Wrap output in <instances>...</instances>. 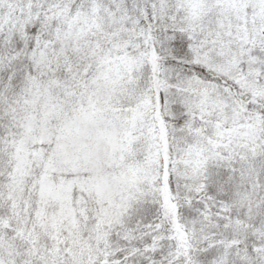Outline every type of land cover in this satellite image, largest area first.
Masks as SVG:
<instances>
[{
  "label": "snow or ice",
  "instance_id": "1",
  "mask_svg": "<svg viewBox=\"0 0 264 264\" xmlns=\"http://www.w3.org/2000/svg\"><path fill=\"white\" fill-rule=\"evenodd\" d=\"M0 264H264V0H0Z\"/></svg>",
  "mask_w": 264,
  "mask_h": 264
}]
</instances>
